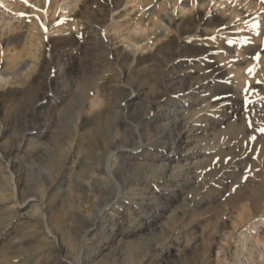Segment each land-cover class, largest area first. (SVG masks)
<instances>
[{
	"label": "rangeland",
	"instance_id": "rangeland-1",
	"mask_svg": "<svg viewBox=\"0 0 264 264\" xmlns=\"http://www.w3.org/2000/svg\"><path fill=\"white\" fill-rule=\"evenodd\" d=\"M58 1L0 0V264H264V0Z\"/></svg>",
	"mask_w": 264,
	"mask_h": 264
},
{
	"label": "bare ground",
	"instance_id": "bare-ground-1",
	"mask_svg": "<svg viewBox=\"0 0 264 264\" xmlns=\"http://www.w3.org/2000/svg\"><path fill=\"white\" fill-rule=\"evenodd\" d=\"M58 2H60L59 4H58V6L60 7V8H63V12H64V15H66L65 14V12L67 11V10H69L70 8V4H71V0H59ZM233 6V5H232ZM249 7V6H248ZM250 9V8H249ZM245 10V9H244ZM243 10V11H244ZM246 12V11H245ZM63 18H64V16H63ZM22 19V18H21ZM164 19L165 20H167V22L168 23H170V19L168 18V17H164ZM190 19H191V17H190ZM211 20V19H210ZM222 20V19H221ZM185 22V21H184ZM187 22V21H186ZM188 23V22H187ZM193 23V22H192ZM189 24V23H188ZM183 25V24H182ZM185 25V24H184ZM186 26V25H185ZM185 26H184V28H185ZM239 27V26H238ZM184 30V29H183ZM190 30V29H189ZM236 31V30H235ZM182 32V31H181ZM138 46H135L134 48H136V49H138L137 48ZM135 49V50H136ZM143 59H144V57H143ZM0 79H2V77H0ZM3 80V79H2ZM200 80V79H199ZM206 93H208V92H206ZM216 105V104H215ZM210 108V107H209ZM176 119V118H175ZM168 123V122H167ZM157 126H159V125H157ZM162 133V132H161ZM149 140V139H148ZM166 144H168L167 142H163L162 143V145L163 146H165ZM77 154V153H76ZM177 154V153H176ZM109 155V154H108ZM171 155H174V154H172L171 152L169 153V155L168 156H171ZM105 156V155H104ZM156 157H160L159 155H156L154 158H156ZM162 157V156H161ZM105 158V157H104ZM160 158H158V160H159ZM162 161V160H161ZM166 162V161H165ZM113 163V162H112ZM163 165V164H162ZM169 164L168 163H164V167L165 166H168ZM192 165V164H191ZM108 166V165H107ZM98 168V167H97ZM119 168V167H118ZM111 169H112V167H111ZM106 170H107V172H108V174L109 175H112V174H114V173H112L113 171H115V170H113V171H111L110 170V167H108V168H106ZM123 175V174H122ZM80 176V175H79ZM106 176V175H105ZM176 176V175H175ZM121 177V176H120ZM115 178V177H114ZM126 179V178H125ZM55 180L57 181V179H53L52 180V182H51V184L52 183H54L55 182ZM85 181V180H84ZM95 182V181H94ZM108 182V181H107ZM50 183V182H49ZM111 183V182H110ZM117 183V182H116ZM116 185V184H115ZM135 186V185H134ZM116 187V186H115ZM12 189H13V187H12ZM108 189H109V187H108ZM132 191V190H131ZM87 192V191H86ZM108 193V192H107ZM125 194V193H124ZM71 195V194H70ZM110 195V194H109ZM113 196V195H112ZM101 198V197H100ZM149 198V197H148ZM247 198L248 199H251L253 202H256V200L258 199V194L255 192V191H249V193L247 194ZM109 199V198H108ZM71 200V199H70ZM105 202V201H104ZM257 204H258V202H257ZM92 205V204H91ZM95 205H97V204H95ZM100 209V208H99ZM89 212V211H88ZM91 215V214H90ZM84 218V217H83ZM263 219H264V216H262V218H260V219H257V220H255V221H252V222H248L247 224H245V226L243 227V229L240 231V233H239V239L241 240V242H242V244L243 245H245V242H246V239H248V237H249V235H250V233H251V231L252 230H255V232L257 233V234H259V230L261 231V229H260V227H261V225H262V221H263ZM47 226V225H46ZM258 231V232H257ZM253 232V231H252ZM256 235V234H255ZM256 236H258V235H256ZM254 239V240H253ZM252 240L253 241H255L254 243H256V246H257V243H259L260 244V242L261 241H264V236H260V234H259V236L258 237H256V239H255V236H254V238H253ZM245 241V242H244ZM70 243H71V241H70ZM263 243V242H262ZM72 244V243H71ZM240 246V245H239ZM134 247V246H133ZM238 250V249H237ZM131 254V253H130ZM249 258V257H248Z\"/></svg>",
	"mask_w": 264,
	"mask_h": 264
},
{
	"label": "snow or ice",
	"instance_id": "snow-or-ice-1",
	"mask_svg": "<svg viewBox=\"0 0 264 264\" xmlns=\"http://www.w3.org/2000/svg\"><path fill=\"white\" fill-rule=\"evenodd\" d=\"M25 3H27V0H24Z\"/></svg>",
	"mask_w": 264,
	"mask_h": 264
}]
</instances>
